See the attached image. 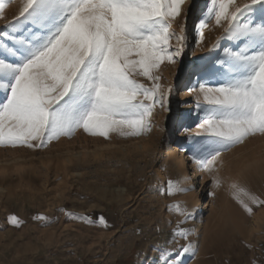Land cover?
<instances>
[{"label": "rangeland", "instance_id": "rangeland-1", "mask_svg": "<svg viewBox=\"0 0 264 264\" xmlns=\"http://www.w3.org/2000/svg\"><path fill=\"white\" fill-rule=\"evenodd\" d=\"M235 2L243 6L251 0ZM22 3L8 4L0 32L18 17ZM210 6L211 0H185L181 17L173 23V30L186 33L187 40L175 63L165 61L157 71L163 90L173 91L164 107L154 108L150 131L111 132L106 138L79 129L46 146H0V264H162L164 251L189 243L197 251L177 257L180 264H264V206L250 203L249 214L229 187L238 181L264 200V135L250 136L222 152L215 172L204 171L198 189L208 204L203 219L188 192L167 194L170 180L186 188L190 152L206 137L197 127L203 119L197 100L205 106L206 101L198 90H189L201 83L218 86L221 81L211 73L223 49L235 44L224 39L227 22L217 26L214 19L199 39V20ZM254 8L250 19L264 23V11L259 4ZM171 43L178 46L175 39ZM5 95L0 91V102ZM213 175L223 180L219 187ZM173 205L191 213L186 222L180 211L170 210ZM13 216L19 223L12 222ZM225 221L234 233L243 231V236L235 234L241 243L224 247L219 258L200 254L213 225ZM200 222L204 228L198 230ZM180 223L192 234L173 243Z\"/></svg>", "mask_w": 264, "mask_h": 264}, {"label": "snow or ice", "instance_id": "snow-or-ice-1", "mask_svg": "<svg viewBox=\"0 0 264 264\" xmlns=\"http://www.w3.org/2000/svg\"><path fill=\"white\" fill-rule=\"evenodd\" d=\"M12 0L0 3V18ZM185 0H23L19 15L0 32V146H46L79 129L108 137L111 132L140 135L151 130L154 108L164 107L167 93L157 75L165 61L175 63L184 51L186 33L173 30ZM264 11V0L243 6L235 0H211L199 20V39L214 19L225 28V47L211 75L216 87L199 84L191 91L203 94L206 106L197 125L206 137L196 141L192 158L201 171L214 173L221 153L250 136L264 135V23L250 17L255 5ZM233 10H229V6ZM183 28V25H182ZM175 39L176 47L171 41ZM214 47H219L216 45ZM14 58L8 60L2 54ZM136 77H144L146 85ZM130 130V131H128ZM197 135H200L199 133ZM38 142V143H33ZM219 187L223 180L213 175ZM233 198L249 213L251 204L264 206L238 181L229 185ZM176 181L167 194L189 192ZM184 222L191 216L179 205ZM13 223H19L13 216ZM86 219V218H85ZM191 230L182 223L173 232V243L187 240ZM191 243L161 255L162 264H180L177 257L193 255Z\"/></svg>", "mask_w": 264, "mask_h": 264}, {"label": "bare ground", "instance_id": "bare-ground-1", "mask_svg": "<svg viewBox=\"0 0 264 264\" xmlns=\"http://www.w3.org/2000/svg\"><path fill=\"white\" fill-rule=\"evenodd\" d=\"M191 89L189 90V92H192ZM192 154L193 152H190L189 162L192 163V166L190 170L188 169L189 172L187 171V174H186V183H187L186 188L193 189L192 191H189L188 194L190 195L193 203L195 204L194 208L196 209L197 216H200V218L203 219L204 212H205V209L208 208V204H204L205 202H203L201 197L198 195V189L200 187L199 179L201 176L205 177V174H204V171H201L199 165L194 163ZM203 181H205V178L203 179ZM201 228H204V222H200L198 225H196V229L201 230ZM234 232H235L234 229L231 227L228 221L216 222L215 225H213L211 232L204 238V243L201 246L200 254L201 252L203 254H214L215 256L219 258L224 247L226 248V246L228 247L229 245H235L233 243H235V241H238V238H239L238 236H243L241 234L243 232V231L241 232V229L236 231L237 234L238 232L240 233V235L238 234V236L235 235L236 233ZM252 234H253V231H252Z\"/></svg>", "mask_w": 264, "mask_h": 264}]
</instances>
